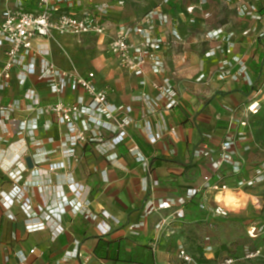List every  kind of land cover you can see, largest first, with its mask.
<instances>
[{"label":"crops","instance_id":"1","mask_svg":"<svg viewBox=\"0 0 264 264\" xmlns=\"http://www.w3.org/2000/svg\"><path fill=\"white\" fill-rule=\"evenodd\" d=\"M202 1L206 4L201 7ZM19 2L26 11L37 9L35 0H0V23L4 11ZM72 2V6L62 5V8L77 15L84 10L105 7L106 34L56 35L43 41L42 49L49 52L48 60L64 71L95 74L96 89L106 91L109 104L121 108L122 119L130 121L125 129L129 138L113 145L109 139L114 134L102 131V142L80 143L75 148L79 159L76 162L74 157L62 154L63 143L70 133L55 116L40 117L39 129L27 144L20 141L9 125L0 121V163L7 166L24 159L28 168L24 172L21 199L9 208L0 201V264H208L239 257L247 245L252 249L264 246V233L254 240L247 233L252 226L264 228V222L251 221L246 236L243 227L232 222L246 213L256 217L264 213V181L250 189L235 187L238 180L254 177L264 166V147L256 141L238 144L242 162L239 174L231 166L221 172L231 189L218 199L222 198L224 206L230 210L229 218H210L199 208L200 193L186 206L185 220L172 221L163 233L158 232L156 226L162 217L170 216L173 209L146 215L152 203L187 198L202 186L204 176L212 173V169L208 159L195 157L197 149L204 144L216 148L229 128L238 132L246 129L238 125L231 127L230 118L232 113L242 117V108L253 93L246 95L243 87H252L246 84L245 78H218L216 71L220 60L240 58L253 82L249 66L258 43L264 39L256 42L254 35H245L244 26L262 28L264 23L241 16L236 6L226 0H183L168 5L163 4L164 0ZM189 6H196L194 15L187 13ZM152 10L171 17L166 26L156 23L153 34L165 40L160 51L164 70L160 74L147 70L144 76H136L119 67L109 51V43L119 26L134 28ZM229 19H234V25L227 24ZM218 28L234 33L233 55L206 58L205 53L215 44L205 40V33ZM70 38L80 47L82 41L97 39L93 60H84V54L75 62L72 58L66 62L55 60L57 47L63 48ZM130 39L134 43L141 41L135 34ZM4 48H0V67L5 59ZM35 69L36 73L29 76L25 86L15 77L18 70L14 71L11 86L2 93L4 104L19 100L22 108H26L30 104L24 99L28 89L36 90L42 104L60 100L75 102L85 96L82 90L70 89L62 96L53 94L49 84L39 80L40 60ZM237 70L235 67L232 73ZM166 79L177 93L176 106L172 108H168V100L160 99L153 87V83L162 84ZM259 97L264 106V90ZM27 116L35 118L36 114L19 110L14 115L18 121ZM47 122L50 123L48 129L45 128ZM6 129H10L9 134L5 133ZM160 133L162 137L152 144L150 139ZM133 142L139 147L138 155L130 152ZM28 158L32 167L27 164ZM72 185L77 187V194ZM12 187V181L0 171V190L7 193ZM41 222L45 223L42 228L26 229L30 224ZM100 240L113 244L111 259L96 255ZM156 240L158 249L153 252L152 244ZM180 249L192 256L194 262L187 263L180 258ZM32 250L35 253L31 254Z\"/></svg>","mask_w":264,"mask_h":264},{"label":"built area","instance_id":"2","mask_svg":"<svg viewBox=\"0 0 264 264\" xmlns=\"http://www.w3.org/2000/svg\"><path fill=\"white\" fill-rule=\"evenodd\" d=\"M183 0H164L163 4L182 2ZM36 11H26L19 2L14 8H7L3 13V21L0 23V48L4 47L5 59L0 67V121L9 125L15 135L20 138L24 144L34 139V132L39 129L38 119L42 116H55L60 125L66 126L70 133L69 139L63 143L62 154L64 156L74 157L76 162L79 159L75 156V148L80 143L102 142L104 132L114 134L109 139L113 145H118L126 141L129 137L125 131L129 120L122 119L121 108L112 106L108 102L106 91H98L94 85V73L82 75L77 71L67 72L58 68L53 62L48 60L49 52L42 49L43 41L53 39L56 35H97L106 34L105 7H97L95 10H84L77 15L63 10L62 5L72 6V0H35ZM228 4H234L237 12L243 16L254 20L257 23H264V4L263 0H226ZM206 1L200 3L201 7ZM187 13L194 15L196 6H189ZM209 17V14L205 15ZM171 17L169 14L152 10L147 13L141 23L134 28L119 26L115 35L109 43V51L116 58L121 69L128 70L136 76H144L149 70L153 74H160L164 70V62L160 51L165 44L162 36L154 37L156 23L168 25ZM192 24L195 23L193 19ZM135 34L141 38L139 43L131 41V35ZM247 36L254 35L255 41L264 39V26L262 28L253 27L245 31ZM205 40L213 42L215 45L206 53V58H213L219 54L233 55L235 49L234 33L225 32L223 28H218L205 33ZM40 60L41 69L38 74L39 80L49 84L53 94L62 96L68 89L72 91L82 90L85 96L79 97L75 102L58 101L50 104H42L36 97V90L28 89L24 99L30 104L22 108L19 100L4 104L2 93L11 86L14 71L16 78L21 86H25L31 74L36 73V64ZM233 61L220 60L216 74L218 78L226 79L233 77L235 79L245 78L249 87L253 82L249 76L246 64L240 59L232 58ZM238 68L235 74L232 69ZM153 87L159 92L160 99L168 100V108L176 106L175 98L177 93L171 88L168 79L162 84L153 83ZM264 90V78L261 88L253 91L251 98L242 108V117L238 118L232 113L230 126H246L249 117L255 115L261 109V98L259 95ZM86 96L88 100L86 99ZM87 101V102H86ZM23 110L28 113L36 114L35 118L27 116L22 121H18L14 115ZM50 123L45 124L48 129ZM91 126V127H90ZM95 127H99L94 128ZM5 133L9 134L10 129ZM25 134H28V138ZM162 137L161 133L150 139L152 144L156 143ZM246 138L244 132L228 129L227 135L219 141L216 148L204 144L196 150V158H205L210 162L212 173L206 174L203 178V184L198 190H194L187 198H178L177 200H162L157 205L151 204L146 210V215L154 212L171 210L170 216L162 217L156 228L158 232L163 233L165 228L171 225L172 221L181 222L186 218V206L197 194H201L199 208L209 214L210 218L225 220L230 216V210L224 206L223 201L218 196L229 191L230 185L225 182V177L221 173L226 166H231L236 174L242 171V162L239 157L238 144ZM2 145L0 144V151ZM130 152L135 155L140 154L139 147L132 143ZM140 159V158H139ZM145 161V158H141ZM0 171L7 176L13 184L10 192L0 190V201L9 208L13 203L18 202L24 192V172L28 171L25 160L4 166L0 163ZM264 166L259 168L254 177L241 178L236 182L235 187L240 189H250L258 186L264 181ZM155 186L157 183L154 184ZM75 194L78 193L77 187L70 186ZM29 210V206L26 208ZM43 211V208H41ZM1 219V216H0ZM45 226L44 222L30 224L27 230H34ZM248 237L254 240L264 233V228L252 226L248 230ZM158 241L152 244L153 252H157ZM35 253V250L30 252ZM179 257L187 263L194 262L192 256L187 254L184 249H180ZM264 261V246H258L254 249L245 248L243 254L239 257H227L218 259L208 264H236L240 261ZM22 264H26L25 262Z\"/></svg>","mask_w":264,"mask_h":264},{"label":"rangeland","instance_id":"3","mask_svg":"<svg viewBox=\"0 0 264 264\" xmlns=\"http://www.w3.org/2000/svg\"><path fill=\"white\" fill-rule=\"evenodd\" d=\"M20 1H23V0H20ZM263 4H264V0H263ZM231 15H233V14H231ZM233 22H234V19H232V21L229 19L227 24L229 26H231V25H234ZM232 27H234V26H232ZM244 27L246 28V30L250 29V25H246ZM82 43H83L81 45L82 47H80L79 43H77L76 40H74L72 38L68 39V41H66V44H68V45L65 44L64 45L65 47L63 46V48H60V46H58L57 49L55 50L56 51L54 53L55 60L57 58V60H59V61L63 60L64 62H66V60L68 61L69 58H72V61L75 62V60L77 58H79L80 56H84V55H85L84 60H87L88 62L90 60H93V58L95 57L94 51L96 49V46L98 45L97 39H87L84 42L82 41ZM262 102H261V109L259 110V112L255 115H251L249 117V121H248L247 125L244 127V128H246L244 130V133L246 135V138L244 139L245 144H250V143H253V141H256V142H259L260 145H262V147H264V106H262ZM257 187H259V186H257ZM257 219L260 220L261 222H264V213L261 217H258V216L256 217L255 215H253V213H251V214L246 213L242 217H240L239 219H236L235 221H232V222H234V225H238L239 227H243L244 234L246 236L247 225L251 221H254ZM227 244H229V243H227ZM247 248H251L250 245H247ZM242 264H264V261L258 260L255 262L254 261L253 262H246V263H242Z\"/></svg>","mask_w":264,"mask_h":264},{"label":"trees","instance_id":"4","mask_svg":"<svg viewBox=\"0 0 264 264\" xmlns=\"http://www.w3.org/2000/svg\"><path fill=\"white\" fill-rule=\"evenodd\" d=\"M249 70L253 79V86L252 88L243 87V91L246 95L252 91L259 90L260 85L263 83L261 76L264 75V42L262 41L258 43L255 51V57L250 63ZM112 247V243L100 240L98 248L96 249V255L101 259H111L110 248Z\"/></svg>","mask_w":264,"mask_h":264},{"label":"water","instance_id":"5","mask_svg":"<svg viewBox=\"0 0 264 264\" xmlns=\"http://www.w3.org/2000/svg\"><path fill=\"white\" fill-rule=\"evenodd\" d=\"M27 164H28L30 167H32V162H31V159H30V158L27 159Z\"/></svg>","mask_w":264,"mask_h":264},{"label":"bare ground","instance_id":"6","mask_svg":"<svg viewBox=\"0 0 264 264\" xmlns=\"http://www.w3.org/2000/svg\"><path fill=\"white\" fill-rule=\"evenodd\" d=\"M224 197H226V194H225V196Z\"/></svg>","mask_w":264,"mask_h":264}]
</instances>
